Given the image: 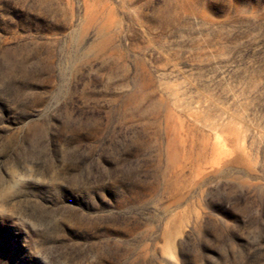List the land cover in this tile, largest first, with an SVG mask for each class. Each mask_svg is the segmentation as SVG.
Instances as JSON below:
<instances>
[{"label":"rangeland","instance_id":"rangeland-1","mask_svg":"<svg viewBox=\"0 0 264 264\" xmlns=\"http://www.w3.org/2000/svg\"><path fill=\"white\" fill-rule=\"evenodd\" d=\"M0 264H264V0H0Z\"/></svg>","mask_w":264,"mask_h":264}]
</instances>
